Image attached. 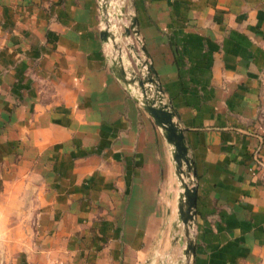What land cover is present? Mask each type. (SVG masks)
<instances>
[{"label":"crops","instance_id":"0c3cea01","mask_svg":"<svg viewBox=\"0 0 264 264\" xmlns=\"http://www.w3.org/2000/svg\"><path fill=\"white\" fill-rule=\"evenodd\" d=\"M124 1L193 162L190 264H264V0ZM99 7L0 0L11 264L182 259L171 155L109 70Z\"/></svg>","mask_w":264,"mask_h":264},{"label":"water","instance_id":"95a60500","mask_svg":"<svg viewBox=\"0 0 264 264\" xmlns=\"http://www.w3.org/2000/svg\"><path fill=\"white\" fill-rule=\"evenodd\" d=\"M100 1V21L101 31L100 39L107 46L111 45L113 52L117 54L108 57L110 62V72L115 79L122 83L128 94L132 95L133 100L137 103L144 112L152 119L154 124L160 129L161 134L169 146L171 162L174 169V174L179 183L178 187L181 192L176 198V215L177 223L182 229V235L177 239L181 245H184L182 255L184 257L183 264H190V259L194 253V242L191 236L194 217L196 214V181L193 162L188 156V148L185 143L184 130L180 127L176 120V114L171 109L170 105L165 101L163 91L157 82L155 75L152 72L150 65L145 61H140L136 65L135 72L129 67L121 55V48L117 40V34L110 23L111 15V0ZM120 13L114 14L118 20L122 19L124 8L117 9ZM129 26H124L125 37L133 34L136 40L140 43V48L147 58L145 49L143 48L138 29L136 27V18L129 14ZM135 55V48L132 45L127 46ZM145 69V70H143ZM133 93V94H132Z\"/></svg>","mask_w":264,"mask_h":264},{"label":"rangeland","instance_id":"374dc122","mask_svg":"<svg viewBox=\"0 0 264 264\" xmlns=\"http://www.w3.org/2000/svg\"><path fill=\"white\" fill-rule=\"evenodd\" d=\"M117 1V5L115 7H112L113 10H111V17H110V23L113 26L115 33L117 34V40L119 42L120 48H121V55L123 57V59H126V64L131 67L133 70H135L136 73H138V70H136V65L140 62V61H145L147 64V68H148V60L147 58H145V56L143 55L141 48H140V43L138 40L135 39V37L133 36V34H130L129 37H125L123 35L124 33V26H129V22H128V18H129V11L126 10L128 4L127 1L120 0V2L118 0ZM119 2V4H118ZM126 7V8H125ZM118 8H124V14L122 16L121 20H118L117 17L114 15L116 13H120L117 9ZM128 9V8H127ZM128 14H126L127 12ZM125 23V24H123ZM132 45L135 48V55L133 54V52L127 48V46ZM117 54V52H113V49L111 47V45H109L107 47V54L108 57L110 58L111 55ZM141 64V63H139ZM145 70V69H143ZM117 80V79H116ZM118 81V80H117ZM119 82V81H118ZM120 83V82H119ZM125 91V94L131 98V100L135 103V101L132 98V95L128 94L127 91L125 90V87L122 83H120ZM51 89V85H49V87H47V89L45 88L46 92L49 91ZM133 94V93H132ZM49 97V94L47 93L45 98L47 99ZM137 104V103H136ZM138 105V104H137ZM139 106V105H138ZM139 108H141L139 106ZM142 112L149 118V120L153 123V125L156 128V132L159 134V136L161 137L165 148L167 150H169V146L166 144L160 129L154 124V122L152 121V119L144 112V110L141 108ZM2 168V164H0V170ZM2 173H0V195L3 193V185H4V178L2 177ZM3 204V201H0V246L4 245V244H10V245H15L18 246L19 241L24 240L23 236V231L21 230H17L15 229L16 223L15 221L18 220V216L17 214L12 215V211L16 210V207H13L14 205L12 203H8L9 206H1ZM22 209V208H21ZM29 215V214H28ZM27 208L23 207L22 213H21V217L19 216V218H27ZM181 228V227H180ZM20 234V238L15 239L14 235L16 233ZM180 236L182 235V229H180ZM13 241V242H12ZM10 255L4 254V255H0V264H6L5 259L7 260V264H11L10 263ZM184 262V257L182 255V259L180 261V264H183ZM168 263H172V262H168Z\"/></svg>","mask_w":264,"mask_h":264}]
</instances>
